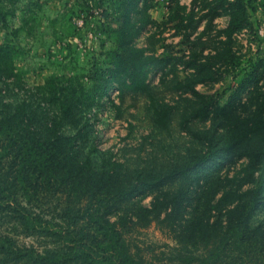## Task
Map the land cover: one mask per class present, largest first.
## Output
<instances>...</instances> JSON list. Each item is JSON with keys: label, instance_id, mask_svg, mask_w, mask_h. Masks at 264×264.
Segmentation results:
<instances>
[{"label": "trees", "instance_id": "1", "mask_svg": "<svg viewBox=\"0 0 264 264\" xmlns=\"http://www.w3.org/2000/svg\"><path fill=\"white\" fill-rule=\"evenodd\" d=\"M197 1H203L201 17L207 25L195 35L193 45L201 43L208 22L220 13L224 1L234 6L221 32L230 37L248 25L243 0H191L189 6L180 0H168L167 21L184 30L187 39L193 33L188 29L198 26ZM13 2L0 0V23L5 24L7 15L13 14L4 10ZM118 4L122 6L117 13L120 18L115 20L118 23L103 29L113 40L106 81L114 82L120 95L147 93L150 66L164 67L170 62L166 56L148 53L135 43L144 27L155 22L150 10L156 0H118ZM226 49L229 53L230 47ZM16 54V45L0 38V264H264V225L248 223L256 194L248 196L249 188L239 192L251 182L256 191L261 190L259 180L251 178L255 170L233 174L229 180L235 182L234 189H223L215 202L206 206L219 210V204L224 205L223 218L193 217L192 225H181L174 216L175 203L157 197L150 205H141L133 225H154L172 240V244H165L162 257L144 255L126 232L130 222L116 211L128 198L129 186L111 168L95 167L89 155L97 150L93 141L88 152H82L92 123L84 119L78 104L90 103L91 89L68 73L47 77L37 87L41 91L35 98L13 99L7 92L12 94L14 87L9 85V78L18 83L13 72ZM223 55L218 51L203 54L200 46L170 62L190 70L174 85L176 90L189 91L196 97L198 106L190 117L206 120L217 109V95L202 93L195 84L220 78ZM105 69L95 68L86 77L99 83ZM102 85L107 86L104 82ZM259 98V107L250 117L239 118L229 127L227 150L253 136L258 137L259 144L264 143V92ZM155 113L156 121L165 127L166 112L158 114L155 108ZM242 153L250 165L257 160L252 150ZM25 238L30 241L21 240Z\"/></svg>", "mask_w": 264, "mask_h": 264}, {"label": "rangeland", "instance_id": "2", "mask_svg": "<svg viewBox=\"0 0 264 264\" xmlns=\"http://www.w3.org/2000/svg\"><path fill=\"white\" fill-rule=\"evenodd\" d=\"M180 2L189 6L191 0ZM202 3L197 1L198 26L188 29L193 33L187 39L184 30H177L175 23L167 21L168 0H156L150 10L155 22L144 27L135 43L148 53L166 56L171 63L200 46L203 54L224 52L219 63L220 78L195 84L198 91L217 95L219 107L206 120L189 116L198 106L196 97L174 87L176 79L190 71L181 64L150 66L147 93L120 95L115 83L106 81L113 40L103 29L118 23L115 20L120 18L117 13L122 8L118 0H15L4 8L13 14L7 15L5 24L0 23V38L13 42L17 51L13 72L18 83L8 79L14 87L7 96L17 100L35 98L41 91L37 87L47 77L68 73L91 89L90 103L78 104L84 119L92 123L82 152H88L93 141L97 150L89 155L95 167L111 168L129 186L128 198L118 204L116 211L130 222L126 232L131 243L152 258L162 257L165 244H172V240L154 225H133L141 205H150L157 197L175 203L174 216L181 225H192L193 217L223 218L224 205L219 204V210H208L206 206L213 204L223 189H234L235 182L229 177L243 170H255L251 178L261 183L259 192L253 182L239 189L245 192L249 188L248 196L255 193L257 197L248 223L264 225V143L259 144L258 137L253 136L233 145L231 151L225 144L229 127L235 126L239 118L250 117L264 92V0H243L248 25L230 37L221 29L234 5L224 1L220 13L208 22L201 43L193 45L195 35L207 25L201 17L205 11L200 9ZM103 67L106 69L101 82L88 80L86 76L90 77L95 68L100 71ZM155 108L158 114L166 112L165 127L156 121ZM243 150H252L257 160L250 165Z\"/></svg>", "mask_w": 264, "mask_h": 264}]
</instances>
